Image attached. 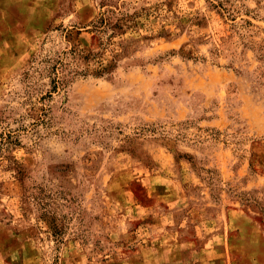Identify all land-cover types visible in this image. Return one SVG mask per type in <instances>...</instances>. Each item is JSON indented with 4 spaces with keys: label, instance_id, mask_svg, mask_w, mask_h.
Segmentation results:
<instances>
[{
    "label": "rangeland",
    "instance_id": "1",
    "mask_svg": "<svg viewBox=\"0 0 264 264\" xmlns=\"http://www.w3.org/2000/svg\"><path fill=\"white\" fill-rule=\"evenodd\" d=\"M0 264H264V0H0Z\"/></svg>",
    "mask_w": 264,
    "mask_h": 264
}]
</instances>
